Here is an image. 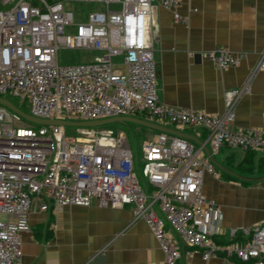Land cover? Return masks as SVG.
<instances>
[{
    "label": "built area",
    "instance_id": "1",
    "mask_svg": "<svg viewBox=\"0 0 264 264\" xmlns=\"http://www.w3.org/2000/svg\"><path fill=\"white\" fill-rule=\"evenodd\" d=\"M75 3L104 8L83 15L72 9ZM153 3L172 11L174 22H183L182 0H0V98L26 102L29 115L41 120L140 117L180 132L199 127L214 152L229 147L264 156V132L233 125L235 105L250 93V79L264 67V52L248 80L225 94L223 114L166 105L157 96ZM66 50L98 55L60 65L59 53ZM205 55L218 69L237 67L242 60L222 48ZM21 120L0 106V264L21 261L20 233L30 231L34 206L46 211L92 202L131 206L133 220L142 221L157 242L162 264L180 259L167 229L182 247L200 250L205 263L223 255L240 264H264V223L230 229L232 241L225 245L215 241L222 210L203 194L202 182L205 173L217 176L218 170L188 140L163 132L143 140L138 177L139 157L121 130L79 128L68 136L65 127L34 128L20 125Z\"/></svg>",
    "mask_w": 264,
    "mask_h": 264
},
{
    "label": "crops",
    "instance_id": "2",
    "mask_svg": "<svg viewBox=\"0 0 264 264\" xmlns=\"http://www.w3.org/2000/svg\"><path fill=\"white\" fill-rule=\"evenodd\" d=\"M178 13L183 22H174L172 11L155 3L151 6L158 99L184 110L221 115L225 94L248 80L264 52V0H182ZM217 48L241 55L240 65L218 69L205 55ZM234 111L235 128L264 132V67L252 76L250 93L239 98ZM165 127L175 130L170 124ZM149 130L152 137L158 132ZM181 132L202 142L222 166L243 177L262 176L238 168L245 152L229 147L214 152L204 129L186 127ZM189 142L204 153L202 145ZM260 159L264 156L256 153L254 167ZM217 173L204 174L202 192L221 207V234L215 241L225 245L232 241L230 229L264 223V181L243 182L219 170ZM28 222L30 231L20 233L19 264H162L157 242L142 221L133 220L129 205L101 207L92 202L88 207L49 206L46 211L34 206ZM167 230L179 248L178 264H240L223 255L205 263L200 250L182 247ZM237 240L244 243L247 237L238 236Z\"/></svg>",
    "mask_w": 264,
    "mask_h": 264
},
{
    "label": "rangeland",
    "instance_id": "3",
    "mask_svg": "<svg viewBox=\"0 0 264 264\" xmlns=\"http://www.w3.org/2000/svg\"><path fill=\"white\" fill-rule=\"evenodd\" d=\"M72 9L74 11H79L81 14L86 15L88 12H91L92 10H102L104 7L95 5V4H79L75 3L72 6ZM117 6L110 5L109 9L114 10L117 9ZM77 22V20L75 19ZM98 55L97 52H89V51H60L59 53V63L60 65L64 64H74V63H80V62H86V61H92L96 58ZM10 102H12L15 106L20 108L21 111L25 112L26 114H29L30 109L29 105L26 102L21 103V101L18 98L14 97H6ZM138 119H142L138 117ZM29 125L34 128H36L38 125L31 124L29 122L24 121L23 119L20 122V125ZM99 128V127H96ZM100 128L102 129H112L113 131H118L121 130L126 133L128 141L131 145V148L133 152L135 153V150L137 152V155L139 157L138 163H137V169L135 170L136 175L139 177V172L142 168V161L140 159L141 153H140V145L143 140L150 139L152 138L153 133L149 130V128L140 126L134 123H128L125 125L121 124H108V125H103ZM79 128L76 127H65L66 134L68 136H75L76 131ZM135 143V145H134Z\"/></svg>",
    "mask_w": 264,
    "mask_h": 264
},
{
    "label": "water",
    "instance_id": "4",
    "mask_svg": "<svg viewBox=\"0 0 264 264\" xmlns=\"http://www.w3.org/2000/svg\"><path fill=\"white\" fill-rule=\"evenodd\" d=\"M0 106H3L5 108L9 109L10 111L16 113L24 121L29 122L31 124H35V125H56V126H61V127L96 128V127H101L103 125H108V124L125 125V124H128V123H134V124H137V125H140V126L147 127V128H149L151 130H154V131L172 134V135L181 137L183 139H186L188 141H196L199 145L203 146L204 153L206 154V156L208 157L210 162L215 166V168L217 170H219L220 172L231 176L234 179H237V180H240V181H243V182H253V181L262 182V181H264V175L259 176V177H255V178L243 177V176L237 174L236 172L228 169L227 167L222 166L221 164L216 162V160L212 157V155L210 154V152L208 151L206 146L203 145L202 142H198L197 140H195L194 138L188 136L185 133L180 132V131H176V130H171V129H168L167 127H165V126H160L158 124L147 122L145 120H141V119H138V118H134V117H117V118H109V119L90 121V122L41 120V119L34 118L31 115L26 114L25 112L21 111L20 109L15 107L10 101H8L5 98H0Z\"/></svg>",
    "mask_w": 264,
    "mask_h": 264
},
{
    "label": "trees",
    "instance_id": "5",
    "mask_svg": "<svg viewBox=\"0 0 264 264\" xmlns=\"http://www.w3.org/2000/svg\"><path fill=\"white\" fill-rule=\"evenodd\" d=\"M255 152L247 151L245 152V156L242 162L239 164L238 168L244 167V170L247 173L254 174L258 173L263 175L264 174V159H260L257 162L256 167H254L253 158L255 157Z\"/></svg>",
    "mask_w": 264,
    "mask_h": 264
}]
</instances>
